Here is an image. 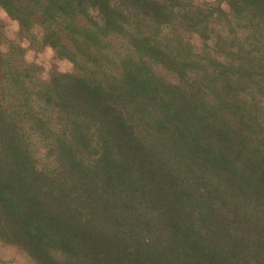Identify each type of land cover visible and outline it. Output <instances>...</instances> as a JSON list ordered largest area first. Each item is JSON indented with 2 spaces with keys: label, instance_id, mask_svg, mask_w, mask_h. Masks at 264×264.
<instances>
[{
  "label": "trees",
  "instance_id": "1",
  "mask_svg": "<svg viewBox=\"0 0 264 264\" xmlns=\"http://www.w3.org/2000/svg\"><path fill=\"white\" fill-rule=\"evenodd\" d=\"M0 10V244L34 264H264V0ZM46 47L70 66L43 76L26 51Z\"/></svg>",
  "mask_w": 264,
  "mask_h": 264
},
{
  "label": "rangeland",
  "instance_id": "2",
  "mask_svg": "<svg viewBox=\"0 0 264 264\" xmlns=\"http://www.w3.org/2000/svg\"><path fill=\"white\" fill-rule=\"evenodd\" d=\"M0 32L2 35H13L16 28V23L11 20L3 11L0 10ZM1 46L5 44V40H0ZM27 59L34 61L40 65L42 75H46L51 67L55 69H65L70 66L68 60L54 56L53 51L46 47L38 52H33L28 49L26 51ZM0 255L10 260V264H34L22 252L12 246L0 244Z\"/></svg>",
  "mask_w": 264,
  "mask_h": 264
},
{
  "label": "clouds",
  "instance_id": "3",
  "mask_svg": "<svg viewBox=\"0 0 264 264\" xmlns=\"http://www.w3.org/2000/svg\"><path fill=\"white\" fill-rule=\"evenodd\" d=\"M0 14H3V13H0Z\"/></svg>",
  "mask_w": 264,
  "mask_h": 264
}]
</instances>
